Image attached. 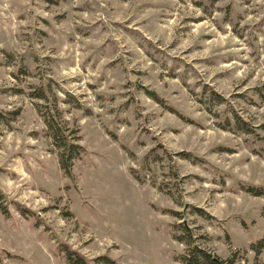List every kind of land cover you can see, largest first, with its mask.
<instances>
[{"label": "rangeland", "instance_id": "obj_1", "mask_svg": "<svg viewBox=\"0 0 264 264\" xmlns=\"http://www.w3.org/2000/svg\"><path fill=\"white\" fill-rule=\"evenodd\" d=\"M0 191V264H264V0H0Z\"/></svg>", "mask_w": 264, "mask_h": 264}, {"label": "trees", "instance_id": "obj_2", "mask_svg": "<svg viewBox=\"0 0 264 264\" xmlns=\"http://www.w3.org/2000/svg\"><path fill=\"white\" fill-rule=\"evenodd\" d=\"M148 94L150 98L158 102L161 101L154 92L148 91ZM210 98L215 100L216 103H220L223 100L221 97H213L212 95L210 96ZM47 112L48 114L44 117V121L50 130L52 142L54 146L58 149V162L60 168L62 169L64 174H66L68 177H71L72 162L75 158H77L80 152L83 151V147L79 143H77V141L73 137H71L70 133L66 132L63 125L58 121L57 117L53 113H50L49 111ZM228 123L229 126H237L244 132H252L250 126H248V124L245 123L242 119H240V117L236 114L231 116L230 119H228ZM229 126H224L223 128L229 130ZM178 155L192 162H197V160H200L198 159V157H195L194 155H191L187 152H180L178 153ZM131 171L133 174L134 171ZM244 189L248 192H252L254 195L260 194L258 187L253 185H247L244 187ZM3 198L4 195L0 191V209L5 213L7 212V206L2 203ZM18 209L23 214H26V212H28L22 206H19ZM195 211L202 217L210 218V215H208V213H206L202 209L195 208ZM172 237L174 240L183 244L185 247L183 252L177 253L174 256L175 260L180 264H235V261L233 259H223L216 253H214L212 250L203 247L199 243H197L198 238L202 237L192 232L191 229H189L182 221L172 225ZM256 244V247H264V239H261ZM62 247V250L64 251L66 258L68 262H70V264H85L87 262L82 255L76 253L69 247L65 245H63ZM99 258L104 264H115L114 261L108 258L107 256H101Z\"/></svg>", "mask_w": 264, "mask_h": 264}]
</instances>
